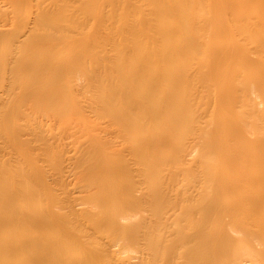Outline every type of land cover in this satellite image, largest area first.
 I'll list each match as a JSON object with an SVG mask.
<instances>
[{
  "label": "rangeland",
  "instance_id": "obj_1",
  "mask_svg": "<svg viewBox=\"0 0 264 264\" xmlns=\"http://www.w3.org/2000/svg\"><path fill=\"white\" fill-rule=\"evenodd\" d=\"M254 263L264 0H0V264Z\"/></svg>",
  "mask_w": 264,
  "mask_h": 264
},
{
  "label": "bare ground",
  "instance_id": "obj_2",
  "mask_svg": "<svg viewBox=\"0 0 264 264\" xmlns=\"http://www.w3.org/2000/svg\"><path fill=\"white\" fill-rule=\"evenodd\" d=\"M55 19V18H54ZM51 20H52V18H51ZM50 21V20H49ZM59 22V21H58ZM48 23V22H47ZM62 24V23H61ZM45 25V24H44ZM46 26H47V24H46ZM49 28V27H48ZM58 29V28H57ZM62 29V28H61ZM73 30V29H72ZM184 38H186L185 36H184ZM211 41V40H210ZM209 41V42H210ZM186 42V41H185ZM143 46V45H142ZM147 46V45H146ZM215 46V45H214ZM210 48V47H209ZM141 50V49H140ZM214 52H215V50H214ZM139 53H140V51H139ZM51 54V53H50ZM141 54V53H140ZM139 55V54H138ZM78 57V56H77ZM50 58V57H49ZM80 59V58H79ZM128 63V62H127ZM131 64V63H130ZM128 65V64H127ZM136 65V64H135ZM126 68V67H125ZM132 68V67H131ZM130 72V71H129ZM136 72V71H135ZM107 74V73H106ZM110 75V74H109ZM137 76V75H136ZM101 76H99V78H100ZM105 78V77H104ZM242 79V78H241ZM240 80V79H239ZM134 81V80H133ZM133 81H132V83H133ZM242 82V81H241ZM244 82H245V80H244ZM97 83V82H96ZM101 84H102V82H101ZM142 84V83H141ZM241 84V83H240ZM244 84V83H243ZM146 85V84H145ZM144 85V86H145ZM238 86V85H237ZM241 86H243V85H241ZM97 87V86H96ZM101 87V86H100ZM113 87V86H112ZM127 87V86H126ZM83 88V87H82ZM145 88V87H144ZM101 89V88H100ZM243 90V89H242ZM90 91V90H89ZM96 91V90H95ZM94 92V91H93ZM108 92V91H107ZM149 92V91H148ZM245 92V91H244ZM260 92V91H259ZM124 93V92H123ZM144 93V92H143ZM147 93V92H146ZM248 93H249V90H248ZM136 94V93H135ZM138 94V93H137ZM78 95V94H77ZM125 95V94H124ZM150 95V94H149ZM128 96H130V95H128ZM102 97V96H101ZM148 97V96H147ZM110 98H113V97H110ZM145 98V97H144ZM89 100V99H88ZM103 100V99H102ZM146 100V99H145ZM147 100H149V99H147ZM106 101V100H105ZM151 101V100H150ZM149 101V102H150ZM88 103V102H87ZM107 104V103H106ZM106 104H104V105H106ZM127 104V103H126ZM126 104H124V105H126ZM153 106V105H152ZM136 107V106H135ZM91 108V107H90ZM89 108V109H90ZM124 108V107H123ZM152 108V107H151ZM149 109V108H148ZM153 110V109H152ZM156 110V109H155ZM125 111H127V110H125ZM151 111V110H150ZM149 111V112H150ZM92 112H94V111H92ZM61 115V114H60ZM98 118V117H97ZM60 124V123H59ZM62 124V123H61ZM105 131H106V129H105ZM140 135V134H139ZM140 137V136H139ZM85 140V139H84ZM80 142H81V140H80ZM71 144V143H70ZM82 144V143H81ZM94 145V144H93ZM68 147V146H67ZM71 148V147H70ZM187 149V148H186ZM70 151V150H69ZM72 151V150H71ZM71 154V153H70ZM187 154V153H186ZM68 155V154H67ZM79 155V154H78ZM189 156H190V154H188ZM72 157V156H71ZM65 158V157H64ZM69 160V159H68ZM71 166V165H70ZM67 168V167H66ZM69 168V167H68ZM67 168V169H68ZM112 171V170H111ZM229 180V179H228ZM128 215V214H127ZM115 252V251H114ZM251 261V260H250ZM255 264V263H254Z\"/></svg>",
  "mask_w": 264,
  "mask_h": 264
}]
</instances>
